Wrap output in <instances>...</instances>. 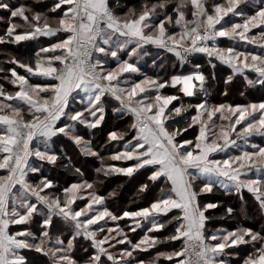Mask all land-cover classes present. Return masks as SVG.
<instances>
[{"label": "snow or ice", "instance_id": "snow-or-ice-1", "mask_svg": "<svg viewBox=\"0 0 264 264\" xmlns=\"http://www.w3.org/2000/svg\"><path fill=\"white\" fill-rule=\"evenodd\" d=\"M0 25V264H264V225L209 228L214 219H247L245 192L264 218V146L251 142L264 138V100L208 101L213 60L231 69L225 97L238 76L264 88V51L236 47L264 50V0H0ZM41 37L56 41L19 53ZM222 39L234 43L222 47ZM148 46L190 69L165 79L141 73ZM197 53L210 77L191 61ZM111 101L113 117L131 122L96 143ZM190 129L194 138H183ZM68 142L77 158L98 163L93 180ZM57 168L77 179L61 186L51 178ZM114 175L137 180L133 203L154 186L160 194L117 214L108 202L118 191L99 192ZM217 189L238 197L239 210L210 214L222 205L201 197ZM241 246L250 248L244 256Z\"/></svg>", "mask_w": 264, "mask_h": 264}, {"label": "trees", "instance_id": "trees-1", "mask_svg": "<svg viewBox=\"0 0 264 264\" xmlns=\"http://www.w3.org/2000/svg\"><path fill=\"white\" fill-rule=\"evenodd\" d=\"M122 3H127L129 6L138 4L139 0H121ZM250 11L253 8H249ZM6 15V14H5ZM0 31H3V25H0ZM56 41V38H46L41 37L38 41H30L26 42V47H20L19 53L24 54L25 52H34L37 50L40 46H47L50 43H53ZM17 46H11V50H15ZM247 51H252V48H246ZM156 50V48L152 46L147 47V51L150 54L152 51ZM245 51V50H243ZM161 54L165 55L166 59V65L162 66L163 62H165V59L161 60V62L157 63L155 62V72L153 71H147L150 69L151 62H148L144 60L145 58H141L140 62L138 64V67L141 70V73H146L152 75V77H160L162 79L168 78L172 74L181 73L182 71L186 72L190 69V65L185 66L184 69H181L178 65V61L176 60V57L171 53H166L161 50ZM159 56V55H158ZM160 57V56H159ZM148 58V55L146 56V59ZM4 57L0 56V60H3ZM159 59V58H158ZM146 61V63H145ZM213 63L217 64L216 68V81H211L209 79V96L208 101L214 104H218L221 102H230V103H248V102H257L259 100H264V88H261L260 86H256L253 88H249L246 85V82L244 81L242 76H238L232 86L229 89V95L225 97L222 95L225 85L223 83L224 78L231 74V69L227 68L226 66L221 65L217 61ZM193 63H199L203 65V71L206 75H211L212 69L208 65V58L206 57H200L193 61ZM173 65H176L173 67ZM23 70H21L22 72ZM252 79H255L256 76L253 74L249 75ZM143 76H135V79H142ZM165 92L169 94H177L175 89H165ZM244 92V95H240V92ZM201 99H203L202 96L200 97H194V98H184L185 103L191 102V103H197ZM111 104L108 107V114L106 116V124L104 125L105 132L101 133L97 131V140L96 143H101L104 139L105 133L107 130L113 129L115 127H119L121 129L125 128L130 122L131 117H125L123 120H117L113 117L111 112ZM87 130L81 128V134L85 135V139H88V135L86 134ZM190 133V134H189ZM196 133V129H190L189 132L185 133L183 138L192 139L193 134ZM189 134L190 136H187ZM261 143L264 145V138H260ZM66 151L68 155L73 157V161L77 166H80L82 170L85 172V179L93 180L95 178L94 173V167L98 166L97 162H94L89 159L88 163H85L84 157L77 158L78 150L75 148V146H72L70 142H68V147L66 148ZM233 154H237L235 150H233ZM116 164H120L121 162H114ZM131 163V162H128ZM54 175L51 176V178L55 179L61 186L66 185L67 183L75 181L77 178L72 176L70 172L65 171L64 169L57 168L52 171ZM140 180H143L144 178L141 176L139 178ZM122 187H118L121 186ZM138 187V182L135 178L129 180L128 178L122 177V176H112L105 180L104 185L99 187V192L102 195H105V193H108L112 191L113 189H116L119 193V195L114 200H109L108 205L111 210L119 214L123 209L129 208V209H135L137 207L141 206H147L149 201L155 198L160 194L159 187L154 186L152 188V191L148 194L146 199H141L139 203H133V201L136 199V189ZM106 196V195H105ZM211 198L210 201L214 200V202H219L222 207L216 210H211V213L213 216L218 217L223 214L224 208L226 206H233L234 208L238 209L240 208V200L235 195L228 196L223 193L222 190H215L213 194H209L207 196L201 197L202 199L205 198ZM244 198L248 202L249 212H248V218L244 219L243 217L237 215L235 218H224V219H214L210 224L209 228H234L237 226L238 223H242L245 226L253 227L254 230H260L261 226L264 225V218H261L259 216L257 205L252 198L250 193L245 192ZM82 202H78V204H81ZM125 223H130L127 221H121L120 224L123 227ZM111 224V222H110ZM143 235L142 232L139 230L136 233H130L131 238L135 241L138 240ZM250 251V248L248 246H241V256H244L247 254V252ZM29 259L34 258V254L28 253L27 254ZM78 256L84 255L82 251L77 252ZM147 255V254H145Z\"/></svg>", "mask_w": 264, "mask_h": 264}, {"label": "rangeland", "instance_id": "rangeland-1", "mask_svg": "<svg viewBox=\"0 0 264 264\" xmlns=\"http://www.w3.org/2000/svg\"><path fill=\"white\" fill-rule=\"evenodd\" d=\"M242 7H244L243 5H242ZM249 8H251V7H249ZM249 8H246V11L249 13V14H251L252 12H254L255 11V9H251V11H250V9ZM238 19V18H237ZM260 30L259 29H256V30H253V32L254 33H258ZM219 44H220V46H222V47H224V46H228L229 44H232V43H234V42H230V41H227V40H220L219 42H218ZM236 47H238V49L239 50H245V51H247V49L246 48H252V52H255V53H260V52H262V51H264V50H262V49H260L259 47H257L256 45H253V44H244L243 42H238V43H236ZM160 57H159V56ZM143 57H145V59L144 60H146V61H148V62H151V66H150V68L151 69H155V62H157V63H159V62H161V60H163V59H165V55H163V54H161V50H154V51H152L149 55H148V58L146 59V56H143ZM203 57H206V56H203ZM159 58V59H158ZM200 58V57H199ZM207 58V57H206ZM196 59H198V58H196ZM146 61H145V63H146ZM167 61H166V59H165V62H163L162 64V66H165L167 63H166ZM214 62H216V61H214ZM218 62V61H217ZM219 63V62H218ZM222 65V64H221ZM223 66H226V65H223ZM227 67V66H226ZM228 68V67H227ZM230 69V68H229ZM156 71V70H155ZM144 74H146V73H144ZM250 74H253L254 76H256V74L255 73H252V72H249V73H247V75L249 76ZM146 75H148V76H152V75H150V74H146ZM143 78V77H142ZM249 78H251L250 76H249ZM252 79V78H251ZM261 100H259V101H257V102H260ZM225 102H227V101H225ZM175 103V102H174ZM209 103H211V102H209ZM222 103V102H221ZM228 103H230V102H228ZM240 103H244V102H240ZM111 105H115V101H111V103H110ZM233 104H235V103H233ZM83 129V128H82ZM85 130V129H84ZM196 132H197V130H196ZM190 134V133H189ZM189 134H187V136H190ZM196 135V133L195 134H193V137L192 138H194V136ZM252 143H257V144H260L261 146H264L262 143H261V139H260V137H253L252 138V141H251ZM52 175H54V173H51V176ZM105 195L107 196V193H105ZM211 200V198L209 197V198H205V199H202V203H204V202H214V200H212V201H210ZM227 228V227H226ZM228 229H231V228H228Z\"/></svg>", "mask_w": 264, "mask_h": 264}, {"label": "built area", "instance_id": "built-area-1", "mask_svg": "<svg viewBox=\"0 0 264 264\" xmlns=\"http://www.w3.org/2000/svg\"><path fill=\"white\" fill-rule=\"evenodd\" d=\"M203 56H205V55L197 53V54H194L192 57H190V59L193 62L194 60H196V58L203 57Z\"/></svg>", "mask_w": 264, "mask_h": 264}, {"label": "crops", "instance_id": "crops-1", "mask_svg": "<svg viewBox=\"0 0 264 264\" xmlns=\"http://www.w3.org/2000/svg\"><path fill=\"white\" fill-rule=\"evenodd\" d=\"M124 58H127L126 56L124 57ZM142 58H145V57H142ZM114 66V65H113ZM147 71H153V72H155V69L153 68V69H149V70H147Z\"/></svg>", "mask_w": 264, "mask_h": 264}, {"label": "water", "instance_id": "water-1", "mask_svg": "<svg viewBox=\"0 0 264 264\" xmlns=\"http://www.w3.org/2000/svg\"><path fill=\"white\" fill-rule=\"evenodd\" d=\"M194 98V97H193Z\"/></svg>", "mask_w": 264, "mask_h": 264}]
</instances>
